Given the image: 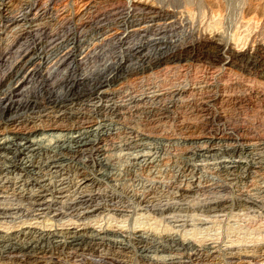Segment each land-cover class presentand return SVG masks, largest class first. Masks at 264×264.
<instances>
[{
    "label": "rangeland",
    "instance_id": "374dc122",
    "mask_svg": "<svg viewBox=\"0 0 264 264\" xmlns=\"http://www.w3.org/2000/svg\"><path fill=\"white\" fill-rule=\"evenodd\" d=\"M143 4L167 14L146 23ZM134 22L141 31L130 32ZM204 36L257 51L264 44V0H0V108L11 110L0 117V138L36 130L49 149L39 157V174L0 165V240L25 242L37 234L26 238L28 226L107 233L88 244L85 257L55 249L30 262L0 255V264H93L97 253L105 263L95 264H165L170 257L176 264H264V171L230 174L214 165V156L198 157L206 148L264 143V69L228 54V63L223 54V62L201 55L158 66ZM105 125L115 129L100 137L114 151L110 177L87 155L67 153L61 166L52 164L65 151L51 146ZM135 138L157 163L135 164L137 150L128 145ZM89 195L92 208L71 209ZM42 199L49 207L38 210ZM70 217L77 223L69 225ZM142 234L174 237L202 252L192 256L180 246L147 252L135 241Z\"/></svg>",
    "mask_w": 264,
    "mask_h": 264
},
{
    "label": "bare ground",
    "instance_id": "6f19581e",
    "mask_svg": "<svg viewBox=\"0 0 264 264\" xmlns=\"http://www.w3.org/2000/svg\"><path fill=\"white\" fill-rule=\"evenodd\" d=\"M140 7L141 8H139V9L143 10V12L145 13V17H147V19H148V21L146 23H150V22L153 23V21H155L157 19L160 20L161 18H163V14L164 15L167 14V13L166 14L163 13L161 10H159L157 8L156 9L153 8L151 5H144L143 4ZM145 20H146V18H145ZM164 20H166L167 22L171 21L169 19V17L164 18ZM134 23L135 24H133V26L131 25L133 28H132V30H130V32L131 31L135 32V31H138L140 29L142 30V26H141L142 23L141 22H137V23L134 22ZM40 32H38V33H40ZM46 40L47 39H45V42H46ZM47 41L49 42V39ZM144 44H145V42H144ZM57 48H59V47H57ZM134 50H137L136 52L141 51V50H139V47H136ZM50 53H51V51H50ZM36 54L37 53L35 51V55ZM223 54H225V63L229 62V61L228 62L226 61V59L228 57L226 55L228 54L230 61H236V60H242L243 61L244 60L245 65H247L250 68H253V69L257 68V69H260V70L264 69V44H261V46L259 47V49L257 51H255V50L254 51L238 50L234 46H228L227 47L226 45L220 43L217 40V38H215L214 36H204V37H202L199 41H197L194 44L192 43V44H188V45L183 46L176 53L170 55L169 57L165 58L164 60L161 59L162 61H160V63H158V66H161V65L164 66L166 64L168 65V63H170V64L171 63H176L177 61H182V62L183 61H187V59H189V58L191 59V57H193V56H196V59H197V56H201V55H205V56L211 57L212 60H215V61L216 60H221V62H223ZM47 57H49V56H47ZM50 57H52V55ZM67 58H68V53L66 52L65 56L63 57L62 60H66ZM36 59H38V58L36 57L35 60ZM27 60L29 61V63L35 61L33 58H29ZM10 111L11 110H2L1 109L0 110V117L3 118V116L8 114V113H10ZM93 112H95V111H93ZM102 128H104V129L102 130ZM97 129H101V130L98 131ZM113 130H115V129L112 128L109 125H105V126H102V127H96V128H94V127L92 128L90 126L86 130H83L82 132H78L77 131V132H74V133L70 134L69 136L66 137V139H63L64 140L63 142H59L58 141L59 144L51 146V148L54 150V152L65 151V153L63 155L61 153H57L54 156V159L53 160L51 159L52 160V164L55 165V166H61V163H63V161L66 159V155L65 154H67V153H70L71 155H72V153L73 154H77L76 156H78V155H87V158H90L93 161L92 163H95L96 165H98V166H100L101 168L104 169V175H106L107 177L108 176L110 177L111 171L116 169L115 168V158H114V155H113L114 151L112 152L111 150L113 148L112 149L108 148V146L105 143L102 144L101 141H100L101 140L100 137L103 135V133L111 134V131H113ZM99 133H101V134H99ZM35 136H36V130L35 131H31L27 135L21 136L18 139L15 138V139H10L9 140V139H5V138L4 139L0 138V165H5L6 168H7L6 164L8 165V167H13V168L15 167L16 169L20 168L21 171L24 172L23 175L30 174V173L37 174L38 173L37 170L40 168L39 160L42 157V156L40 157V155L44 154V153H47L49 151V149L46 148L45 145H42V143L40 144L41 140L39 141L38 139L35 138ZM58 136L59 135H56V136H54V138H58ZM244 138H246V137H244ZM128 145H129V148L132 147L133 149L137 150V152H136L137 154L132 158V160L135 162V164L144 163L146 166H153V164L157 163L158 158L156 156H154V157L153 156H149L148 154H146L144 152V150L147 147H146V142L144 143L142 141V139H140V138L136 139L135 138V140H132ZM42 146H44L45 148L42 147ZM47 147H49V146H47ZM211 156L215 157V158L213 157L214 158V165H219L221 168H224V170H228L230 172V174H231V172L235 173L238 169L241 170L242 168H244L245 171L246 170H257V171H260V172L264 171V143L263 142L259 143V144H251V143L248 144L247 143V144H242V145H239V146L235 145V144L234 145L232 144V146H226V147H223V148H218V149H216V151H213V149L206 148L204 150H199V152H198V157L202 161H205V162L208 161L209 157H211ZM199 158H198V160H199ZM213 158H212V160H213ZM84 160H86V159H84ZM196 162H198V161H196ZM7 169H10V168H7ZM1 170H2V168H1ZM229 172H227V173H229ZM256 172H255V174H256ZM238 173H240V172H238ZM257 174H259V173L257 172ZM94 197H92L90 195L88 197H81L80 196V199L78 201H76V203L72 204L73 207H71V209L72 208L76 209V205L84 206V208H86V209L87 208L89 209L90 207L92 208L94 206V202H95V198ZM37 205L39 207H41V209H38V210H42L44 208H48L49 207L48 206L49 203L47 201L43 200V199L41 200V202L37 203ZM78 208L80 209V207H78ZM90 212L92 213L93 210H91ZM67 221H68L69 225L70 224L72 225L73 223H77V222H74L71 219V217ZM35 226H37V225H35ZM28 227H30V231L28 232V235L24 234L26 238L29 235L31 236L32 233L33 234L37 233V234L36 235L34 234L35 236H31V237L27 238L28 240H25V242H23V243H18L19 240L16 238L18 240L17 241V240H15V238H12V237H9L6 240H0V255H6V256L15 257V258H23V260L28 259V261L31 260V259L33 261H37L38 259L42 258L43 256H46L47 254L51 253V250L55 251L56 254H57V251L55 250V249H57V250H66V251L69 250L67 253H69L68 255L70 256V258H73V259L76 258V257L78 258V256L79 257L80 256L81 257H85V255H87V252L89 253L88 250L90 249V248L88 249V244L90 245V243L91 244L92 243H98L101 239H103L105 237L104 235H107V233H103V232H98L97 234L87 235V233H85L86 230L83 231L82 229H81L82 231L81 230H76V229H72L70 231L68 229L69 230L68 232H61V231L51 230L50 228H48L50 230H45L46 228L45 229L44 228L43 229L38 228L40 230L33 232L32 231V227L31 226H28ZM143 234L142 235H136V236L134 235V237H135V241L139 245H141V247L144 248V251H147V252L150 251V252H156L157 253V252L171 250V249H174L176 247L178 249V246L182 247L183 250L190 251L189 254H192V256H194V255L198 256V255H200V252H202V251L199 250V246L198 245H195V244L192 245L190 243L183 242V241H181L179 239H176L174 237L173 238H169L168 237L169 239H166V240H164V239L158 240L159 238L158 239L157 238L153 239V238H151V237L149 238L148 236H145V235L143 236ZM11 240H13V241H11ZM108 241L113 243V245L116 248L120 249V250L127 249L126 246H125V243L123 242V240H120V239L116 240L115 238L114 239L111 238V239H108ZM212 249L213 248H211V247L209 248V250L207 248V250L209 252H211ZM213 251H214V249H213ZM98 254L99 253H97L96 255H93V257L94 256L96 257V258H94L95 262L97 261L99 263H105V260H104L103 256L98 255ZM93 257H92V259H93ZM151 257H153V256L151 255ZM156 257L158 258V256H156ZM24 258H26V259H24ZM153 258H155V257H153ZM63 260H65V259H63ZM59 261L60 260H58V262ZM90 262H92V261H90ZM95 262L93 264H95ZM114 262L116 264H120L121 261L119 263H117V261H114ZM121 263L124 264L123 262H121ZM164 263L165 264H176L177 261H175L174 258L170 257V258L166 259L164 261Z\"/></svg>",
    "mask_w": 264,
    "mask_h": 264
}]
</instances>
